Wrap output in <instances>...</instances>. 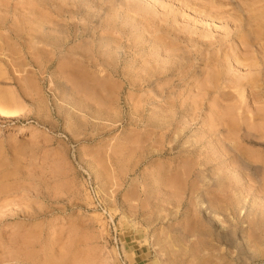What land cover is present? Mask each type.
Returning <instances> with one entry per match:
<instances>
[{
    "label": "rangeland",
    "instance_id": "1",
    "mask_svg": "<svg viewBox=\"0 0 264 264\" xmlns=\"http://www.w3.org/2000/svg\"><path fill=\"white\" fill-rule=\"evenodd\" d=\"M0 110V264H264V0H0Z\"/></svg>",
    "mask_w": 264,
    "mask_h": 264
},
{
    "label": "built area",
    "instance_id": "2",
    "mask_svg": "<svg viewBox=\"0 0 264 264\" xmlns=\"http://www.w3.org/2000/svg\"><path fill=\"white\" fill-rule=\"evenodd\" d=\"M88 189H89V192L91 193L92 195V198L94 199V202H96V205L98 206L99 210L101 211V213L105 214L106 211L105 209L99 204L98 202V199L93 191V188L91 187V185H88ZM121 258V257H120ZM122 264H128L125 260H123Z\"/></svg>",
    "mask_w": 264,
    "mask_h": 264
},
{
    "label": "bare ground",
    "instance_id": "3",
    "mask_svg": "<svg viewBox=\"0 0 264 264\" xmlns=\"http://www.w3.org/2000/svg\"><path fill=\"white\" fill-rule=\"evenodd\" d=\"M5 113H6V112H2V111L0 110V115H6ZM12 116H13V115H12ZM12 116H11V117H12Z\"/></svg>",
    "mask_w": 264,
    "mask_h": 264
},
{
    "label": "crops",
    "instance_id": "4",
    "mask_svg": "<svg viewBox=\"0 0 264 264\" xmlns=\"http://www.w3.org/2000/svg\"><path fill=\"white\" fill-rule=\"evenodd\" d=\"M130 253H132V255L134 256V253H133V252H130ZM140 255H142V254H138V255L136 256V258L140 257ZM134 262H135V261H134Z\"/></svg>",
    "mask_w": 264,
    "mask_h": 264
}]
</instances>
